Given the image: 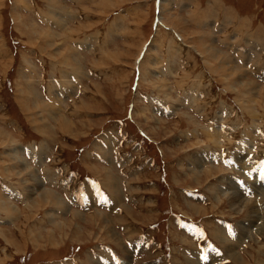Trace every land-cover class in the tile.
<instances>
[{"label": "rangeland", "instance_id": "374dc122", "mask_svg": "<svg viewBox=\"0 0 264 264\" xmlns=\"http://www.w3.org/2000/svg\"><path fill=\"white\" fill-rule=\"evenodd\" d=\"M47 1L0 0V264H264V0Z\"/></svg>", "mask_w": 264, "mask_h": 264}, {"label": "crops", "instance_id": "0c3cea01", "mask_svg": "<svg viewBox=\"0 0 264 264\" xmlns=\"http://www.w3.org/2000/svg\"><path fill=\"white\" fill-rule=\"evenodd\" d=\"M161 1V0H160ZM57 3H59V5H56ZM172 3L174 4V0H171V5H172ZM56 4L55 5H50L49 3H48V1H47V6H50V10H51V14H52V16H54L55 18L57 17L56 16V11H57V9H61V10H63V9H65V7L67 6L66 5V3H64L63 2V0H61V1H59V2H56ZM217 4V3H216ZM165 5H167V7H168V4L166 3ZM170 6V5H169ZM60 7V8H59ZM166 7V8H167ZM67 8H69L68 6H67ZM210 6L207 8V9H205V10H203V11H201V12H199V11H197L198 12V14H196L197 15V17H200V19L203 21V22H208V20H209V15H213L209 10H210ZM169 10H170V13L171 12H173L172 11V9L169 7ZM204 11H207L208 12V14L209 15H203V12ZM60 12H62V11H60ZM176 16H179V14L178 13H175V12H173ZM52 18V17H51ZM159 18V21H160V16L158 17ZM226 18V19H225ZM225 18H223V22L225 23V20L226 21H230V22H232L233 20L230 18H228V17H225ZM197 22H199V25H201L202 24V22H200V21H197ZM215 22H212L210 25H215L214 24ZM197 24V23H196ZM228 24V23H227ZM158 27H159V25H157ZM157 27V31H158V28ZM56 32V31H55ZM58 33V32H57ZM158 33V32H157ZM213 33V32H212ZM240 35V34H239ZM225 36H223V40L225 41V38H224ZM251 38V37H250ZM248 43H250V41L251 42H253V40H252V38L251 39H249L248 38ZM237 42V41H236ZM148 50V49H147ZM146 52L147 51H145V53H144V55L146 54ZM73 53V52H72ZM123 53V51L122 52H120V54H122ZM74 55H75V53H73ZM119 54V53H118ZM248 55V54H247ZM74 57V56H73ZM75 58V57H74ZM73 62H76V60H73ZM23 159H24V157L22 156V155H20ZM27 161V160H26ZM28 162V161H27ZM29 163V162H28ZM33 167V166H32ZM34 168V167H33ZM65 168H67V166H65ZM36 171H38V169H36V168H34ZM45 182L46 181H44V184H45ZM32 189H34L35 191L37 190L35 187H32ZM12 192L13 193H16V190H12ZM12 192H10V195L12 194ZM23 193H25V191H23ZM59 193V192H58ZM23 195V194H22ZM6 196H8V194H6ZM10 197V196H9ZM23 197V203H28L30 200H29V198H27V197H24V196H22ZM13 201V200H12ZM25 201V202H24ZM67 202V201H66ZM68 204V203H67ZM68 206H70L69 204H68Z\"/></svg>", "mask_w": 264, "mask_h": 264}, {"label": "bare ground", "instance_id": "6f19581e", "mask_svg": "<svg viewBox=\"0 0 264 264\" xmlns=\"http://www.w3.org/2000/svg\"><path fill=\"white\" fill-rule=\"evenodd\" d=\"M51 1H52V0H51ZM55 3H56V2H55ZM53 4H54V2H53ZM50 5H51V4H50ZM59 8H60V7H59ZM175 18H176V17H175ZM178 18H179V17H178ZM160 19L162 20V17H160ZM170 19H171V18H170ZM163 20H164V19H163ZM167 20H168V19H167ZM172 20H173V19H172ZM180 20H181V19H180ZM173 21H174V20H173ZM174 22H175V21H174ZM176 22H177V21H176ZM179 22H180V21H179ZM169 23H170V22H169ZM171 23H172V22H171ZM180 23H181V22H180ZM169 25H170V24H169ZM174 25H175V24H174ZM170 26H171V25H170ZM173 27H174V26H173ZM173 29H174V28H173ZM177 29H178V28H177ZM47 43H48V42H47ZM49 46H52V45L49 44ZM74 63H75V62H74ZM77 67H78V66H77ZM73 69H74V68H73ZM45 105H46V104H45ZM36 106L38 107V105H36ZM44 109H45V108H44ZM52 111H53V110H52ZM54 113H55V112H54ZM53 115H54V114H53ZM58 122L60 123V126H61L62 128H67L68 125H69L68 121H67L65 118H62V117L59 119ZM14 164H15V163H14ZM35 175H36V174H35ZM34 177H35V176H34ZM40 186H41V185H40ZM42 187H43V186H42ZM231 193H232V192H231ZM233 193H235V192H233ZM1 196H2V195H1ZM55 198H56V197H55ZM55 198L53 197V199H54L55 201H57V204H62L61 202H59L60 200L58 201V199H57V198L55 199ZM251 203H252V202H251ZM62 205H64V204H62ZM236 205H238V204H236ZM242 205H243V204H239V206H238V208H237L238 211L241 210ZM250 205H251V204H250ZM113 209H114V208H113ZM245 210H246V209H245ZM14 213H15V212H14ZM52 214H53V213H52ZM55 215H56V214H55ZM55 215H54V216H55ZM58 215H59V214H58ZM51 217H53V215H52ZM57 217H58V216H57ZM105 217H106V216H104V218H105ZM54 218L56 219V217H54ZM104 218H103V219H104ZM106 218H107V217H106ZM52 220H53V219H52ZM108 221H109V220H108ZM105 223H106V222H105ZM107 226H108V225H107ZM251 227H253V226H251ZM106 228H107V227H106ZM109 228H110V227H109ZM249 228H250V227H249ZM249 228H248V229H249ZM248 229H247V230H248ZM245 230H246V229H245ZM111 231H112V230H111ZM112 235H114V234H112ZM115 236H116V235H115ZM115 236H114V237H115ZM110 239H111V238H110ZM118 239H119V238H118ZM116 240H117V239H116ZM115 242H116V241H115Z\"/></svg>", "mask_w": 264, "mask_h": 264}, {"label": "trees", "instance_id": "16d2710c", "mask_svg": "<svg viewBox=\"0 0 264 264\" xmlns=\"http://www.w3.org/2000/svg\"><path fill=\"white\" fill-rule=\"evenodd\" d=\"M143 137L147 138L144 134H141Z\"/></svg>", "mask_w": 264, "mask_h": 264}]
</instances>
